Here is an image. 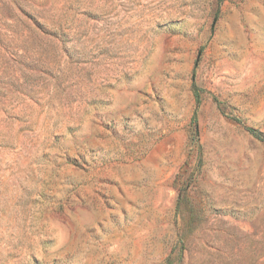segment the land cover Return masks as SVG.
<instances>
[{
	"label": "rangeland",
	"instance_id": "rangeland-1",
	"mask_svg": "<svg viewBox=\"0 0 264 264\" xmlns=\"http://www.w3.org/2000/svg\"><path fill=\"white\" fill-rule=\"evenodd\" d=\"M0 264H264V0H0Z\"/></svg>",
	"mask_w": 264,
	"mask_h": 264
},
{
	"label": "trees",
	"instance_id": "trees-1",
	"mask_svg": "<svg viewBox=\"0 0 264 264\" xmlns=\"http://www.w3.org/2000/svg\"><path fill=\"white\" fill-rule=\"evenodd\" d=\"M256 138H259L258 134L254 132L253 130H249Z\"/></svg>",
	"mask_w": 264,
	"mask_h": 264
}]
</instances>
